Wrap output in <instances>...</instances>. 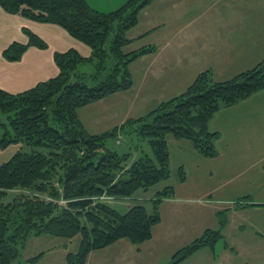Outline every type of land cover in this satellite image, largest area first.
<instances>
[{"label": "trees", "instance_id": "16d2710c", "mask_svg": "<svg viewBox=\"0 0 264 264\" xmlns=\"http://www.w3.org/2000/svg\"><path fill=\"white\" fill-rule=\"evenodd\" d=\"M152 1L128 0L115 11L101 13L85 0H0L6 13L59 26L90 49L87 58L74 50L55 53L58 75L27 91L10 94L0 89V114L4 115L0 149L20 146L0 165V264H21L22 251L31 237L79 236L78 251L67 255V264H84L88 253L120 239L133 245L150 240L152 228L160 223L159 205L173 196L165 136L188 140L201 157L216 158L219 135L207 130L210 119L220 109L264 90V59L225 82H215L211 72L205 71L184 93L144 117L89 135L76 111L130 89L129 64L155 50L123 51L130 42L127 31L136 25L139 11ZM24 34L28 44L12 43L2 53L5 60H20L28 47L46 48L36 35L28 30ZM85 65L92 72H82ZM120 136L147 142L150 151H141L127 165L130 154H119L108 146ZM180 176L184 180L181 170ZM161 182L165 185L150 200L149 208L135 198L138 191ZM11 191L18 193L3 202ZM116 200L127 202L125 213L110 207ZM218 219L223 227L225 214ZM221 239L220 230H206L166 264H180L201 249H212Z\"/></svg>", "mask_w": 264, "mask_h": 264}, {"label": "crops", "instance_id": "0c3cea01", "mask_svg": "<svg viewBox=\"0 0 264 264\" xmlns=\"http://www.w3.org/2000/svg\"><path fill=\"white\" fill-rule=\"evenodd\" d=\"M24 30L46 48L28 47L20 60H5L2 53L12 43L28 44ZM126 37L125 53L155 50L129 64L130 89L76 111L89 135L144 117L184 93L202 72L225 82L256 67L264 59V0H153L139 11ZM69 50L90 56V49L61 27L0 7L1 90L19 94L56 77L54 54ZM207 130L219 135L213 159L201 157L188 140L165 136L173 196L159 205L160 223L150 240L133 245L120 239L88 253L84 264H166L206 230H220L222 239L180 264H264V90L217 111ZM18 148L0 149V165ZM222 213L226 223L220 227ZM79 244V236L31 237L21 264L37 256L31 264H67V255L76 254Z\"/></svg>", "mask_w": 264, "mask_h": 264}, {"label": "rangeland", "instance_id": "374dc122", "mask_svg": "<svg viewBox=\"0 0 264 264\" xmlns=\"http://www.w3.org/2000/svg\"><path fill=\"white\" fill-rule=\"evenodd\" d=\"M85 1L88 3L90 7L101 13H109L123 6L128 0H85ZM81 71L85 73H90L92 72V67L90 65H85L81 67ZM0 119L2 120L4 119L3 114H0ZM117 139L110 141L108 143V146L110 149L117 151L119 154H130L127 165H130L133 161H135L140 156L141 151L147 153L150 151L147 142L137 143L135 142V140H131L125 136H120ZM117 141H119L120 144ZM2 153L6 155V151ZM168 183L170 184V180ZM164 185L165 184L161 182L158 185L148 189L147 191H138L135 194V198H141L142 202H140V204L146 206V208H149L150 206L149 204L151 203L150 200L153 199L155 193L161 190L164 187ZM17 193L18 191L9 192L8 195L2 201L7 202L11 200ZM134 203L136 202H132V205ZM126 204L127 202L125 201L116 200L110 203V207H112L119 213L123 214L126 212V208H125Z\"/></svg>", "mask_w": 264, "mask_h": 264}]
</instances>
